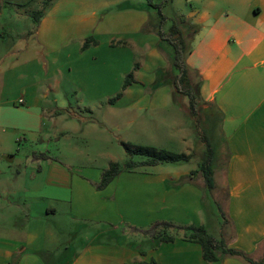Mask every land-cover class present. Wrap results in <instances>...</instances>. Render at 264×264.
<instances>
[{"label": "crops", "instance_id": "crops-1", "mask_svg": "<svg viewBox=\"0 0 264 264\" xmlns=\"http://www.w3.org/2000/svg\"><path fill=\"white\" fill-rule=\"evenodd\" d=\"M31 2L4 1L0 12L5 22L11 7L19 24L0 31V264H243L222 256L205 262L200 246L183 238L188 227L264 262V0H186L189 11L171 2L183 29L190 27L189 86L197 85L203 110L221 117L226 224L216 199L207 201L204 177L191 176L207 158L196 118H46L58 98L65 105V82L88 92L89 103L107 102L111 79L117 83L113 43H134L148 14L128 4L134 0ZM38 11L34 24L28 14ZM88 38L96 44L83 50ZM137 43L146 59L133 85L143 86L140 76L160 57L153 37ZM121 143L190 158L124 170L98 189L109 164L128 160ZM161 224L171 227L140 233Z\"/></svg>", "mask_w": 264, "mask_h": 264}, {"label": "rangeland", "instance_id": "rangeland-1", "mask_svg": "<svg viewBox=\"0 0 264 264\" xmlns=\"http://www.w3.org/2000/svg\"><path fill=\"white\" fill-rule=\"evenodd\" d=\"M4 1L9 0H0V8L3 7ZM12 1L16 4H19L20 6L26 7L25 3L29 0ZM33 1V3H29V6L35 8L38 0ZM134 1V3L128 2V4H133V6L136 8L141 7L142 11H145V13L148 14V20L141 27V32L132 38L134 43H113V57L116 58V62L118 64L116 69L111 72L113 74L115 73L117 83L114 84L113 79H111L110 84L112 85V94L108 98L107 102L96 100L92 103H89L86 97L88 92L79 90V87L75 85L68 86L67 82H65L62 85V88L64 87L63 99L65 105L61 106V100L58 98V102L54 103L47 109L48 114H46V118H190L189 92L184 91V89L179 84H175L178 93L174 92V86L171 87V84L180 76V70L173 66L174 49L175 47L176 49H180V47L177 44V39L169 33V28L171 26H176L179 30L184 31L183 36L186 44V50L180 51V61H183L184 55L189 48V38L191 37L190 30L188 29L187 32L185 31L186 29H183L182 21L179 20V18H176L173 14V5H171V3H167L166 0H154L152 2L153 5L161 7V16L165 17L163 22L161 21V17L158 15L157 11L151 7H148L146 2L142 0ZM180 1L182 8L185 11H189V3L187 4L186 0ZM7 8L8 11L5 12V22H1L0 19V31L3 29L4 31H8V29L14 30L19 27V24L15 23L14 21V11H12L11 7ZM2 10L3 8L0 9V12H2ZM145 37H153L156 40V43L151 46V48L155 49L160 58H157L158 62H156L155 67H152V64H150L147 71L140 76L143 86L131 85V87L127 90L122 91V85L126 75L130 73L136 65L137 70L134 72V79L136 80L139 77L136 75L137 72L145 63L146 52L145 50L138 48L137 43L138 39ZM100 51L106 52L109 50L107 47L103 46ZM159 61L162 65L164 63L163 68L161 64H159ZM132 63H134L133 66ZM86 72L88 73V69H86ZM88 75L89 78H93V74L88 73ZM156 82L161 83V85L157 86ZM162 82H164V84H162ZM104 88V85L100 88V92H98V98L103 93H105V90H103ZM193 91L194 94H196V86ZM119 94H121V96L115 101V105L109 106L110 104H108V101L116 98V96ZM197 101L198 100L196 96V99L194 100L193 118H196L195 122L197 133L199 140L202 142L201 144L203 148H205V155H208L207 150H210L211 158L209 166L213 172V183L221 185L220 187H214L211 190V193L207 195V201L210 199L212 200L213 197L216 200L218 199V206L221 210H223L224 205L222 201L225 198V194L224 188L222 187V170L225 165L226 156L223 138L219 129L221 117L213 107H210L208 110H203L202 105L197 103ZM205 112L207 113L206 115L204 114ZM10 117L16 118V116L13 115H10ZM204 118H211L210 125L204 123ZM60 126L61 123L56 122L54 124L55 130L59 129ZM194 144L195 143H193V145ZM194 146L195 148L197 147V142ZM118 148L121 154H124V150L120 145H118ZM175 149V151H184L183 147ZM19 151L20 154L23 155L28 151V148L27 146L23 145L19 148ZM143 160L144 157L135 156L132 158L133 162H140ZM182 164H184V166L193 167V162L188 165H185V163ZM198 174L201 173L199 172ZM166 230L168 231L169 228L157 225L154 226L153 229H149L147 232L140 233L143 235L154 236L157 234H162Z\"/></svg>", "mask_w": 264, "mask_h": 264}, {"label": "trees", "instance_id": "trees-1", "mask_svg": "<svg viewBox=\"0 0 264 264\" xmlns=\"http://www.w3.org/2000/svg\"><path fill=\"white\" fill-rule=\"evenodd\" d=\"M53 0H43V7H46L49 3H51ZM146 2L148 7H151L152 9H155L158 13V15L161 17V21L163 22L164 18L161 16V7L155 6L152 4L154 0H143ZM167 3H171L172 0H166ZM31 18L32 22L34 24H37L39 19L42 17V11L38 12H31L28 14ZM187 29L190 30V27ZM188 32V31H187ZM169 33L172 34L177 39V44L179 45L180 49H174V60H173V66L180 70V76L171 84V87L174 86V92L178 93L177 88L175 87V84H179L184 91L189 92V115L190 117L194 116V100H198V94H197V85H194L193 87L189 86V80L187 77V68L185 67L183 61H180V51L186 50V44L184 41L183 32H181L176 26H171L169 28ZM195 34V31L193 32ZM96 42L92 40L91 38H88L83 43L82 49H87L90 45H95ZM180 61V62H179ZM136 65L135 68L126 75L123 85H122V91L127 90L131 85L135 84L136 81L134 79V72L136 71ZM164 84V82H162ZM166 84V83H165ZM156 85L159 86L161 83L156 82ZM196 86V94H194V88ZM193 92V94H192ZM121 94L117 95L116 98L111 99L108 101V104L113 105L117 99H119ZM121 147L124 150V153L128 157V160L123 164L119 165L118 163H111L109 164V167L107 170H105L101 174L100 183L98 185V189H102L106 187L114 178H116L122 171L124 170H131L136 167H149V166H156L159 164H168V163H179V162H186L189 160V156H185L183 154H175L164 150H157L153 147H142V146H132L130 144L121 143ZM208 155L204 163H202L199 166L198 171H194L191 173V176L193 174H198L199 172L203 175L206 187L211 192V190L215 187L212 176L213 172L210 169V150H207ZM138 156V157H144V161L140 163H136L132 161V158ZM185 181H188V178L182 179L180 182L184 183ZM218 202L215 200V203L217 205V208L219 210V213L221 214V217L223 219L224 224L227 223V220L222 213V210L218 206ZM157 226V225H155ZM161 226L169 228L168 224H161ZM154 227V226H153ZM153 227L151 229H153ZM185 231L184 233V240L187 242H191L194 244H197L201 248L202 252V259L207 263H213L220 260V256L222 257H229L236 260H239L243 264H264L263 261H256L253 260L249 255L227 247V244L225 241H216L214 238L209 236L205 230L202 227H188L183 228ZM161 243H171L173 242L172 238H168L165 236H162L160 238Z\"/></svg>", "mask_w": 264, "mask_h": 264}, {"label": "built area", "instance_id": "built-area-1", "mask_svg": "<svg viewBox=\"0 0 264 264\" xmlns=\"http://www.w3.org/2000/svg\"><path fill=\"white\" fill-rule=\"evenodd\" d=\"M22 103V100H19V104H21Z\"/></svg>", "mask_w": 264, "mask_h": 264}]
</instances>
